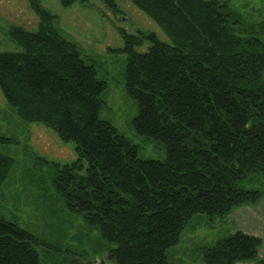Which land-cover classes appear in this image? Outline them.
I'll return each instance as SVG.
<instances>
[{
    "label": "trees",
    "instance_id": "1",
    "mask_svg": "<svg viewBox=\"0 0 264 264\" xmlns=\"http://www.w3.org/2000/svg\"><path fill=\"white\" fill-rule=\"evenodd\" d=\"M29 1L39 28L10 29L20 49L0 52V86L22 120L75 142L77 156L57 164L54 187L106 242L113 263L100 264H170L169 249L195 216L223 217L264 197V21L242 29L224 0H131L171 39L123 31L126 87L139 106L135 127L167 150L163 160L144 159L100 116L107 82L95 64L39 0ZM145 40L149 48L136 50ZM13 164L0 153V186ZM42 243L0 216V264H44ZM262 243L236 230L203 250V264H264Z\"/></svg>",
    "mask_w": 264,
    "mask_h": 264
},
{
    "label": "rangeland",
    "instance_id": "2",
    "mask_svg": "<svg viewBox=\"0 0 264 264\" xmlns=\"http://www.w3.org/2000/svg\"><path fill=\"white\" fill-rule=\"evenodd\" d=\"M224 1L238 15L242 29L258 27L264 21V0ZM39 2L53 16V25L62 36L95 64L99 78L107 82L102 95L106 104L100 116L137 145L140 157L165 159L164 142L140 134L135 127L139 106L126 87L128 54L123 50V31L155 33L165 42L171 39L131 0H115L116 8L104 0H78L69 6L63 0ZM39 25L40 16L29 0H0V52L20 49L9 36L13 26L34 31ZM150 45L151 41L145 40L136 50L146 51ZM75 146L74 141H63L54 129L42 123L22 120L0 86V153L14 161L0 186V216L39 237L43 243L37 245V250L44 264L113 263L106 258L107 245L98 230L80 214L71 212L54 187L57 164L72 162L77 156ZM248 183L255 186V182ZM236 230L262 238L259 259L263 258L264 197L255 204L236 207L223 217L195 216L179 243L169 249L170 264H203V250Z\"/></svg>",
    "mask_w": 264,
    "mask_h": 264
}]
</instances>
